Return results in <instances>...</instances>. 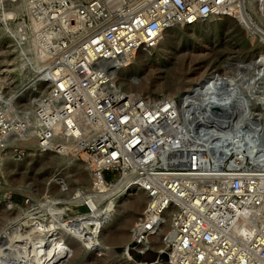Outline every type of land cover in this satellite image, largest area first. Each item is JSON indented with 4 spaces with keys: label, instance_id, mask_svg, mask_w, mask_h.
<instances>
[{
    "label": "rangeland",
    "instance_id": "1",
    "mask_svg": "<svg viewBox=\"0 0 264 264\" xmlns=\"http://www.w3.org/2000/svg\"><path fill=\"white\" fill-rule=\"evenodd\" d=\"M155 1L0 0V264L169 261L164 253L151 259L127 251L151 205L148 194L130 186L128 176L121 178L119 168L103 172L109 182L100 173L94 181L84 160V148L89 145L93 153L97 135L104 138L94 120L110 103L129 97L151 107L167 102L174 106L173 114L184 116L179 111L182 95L214 73L216 92L193 98L183 126L188 148L210 142L212 151L229 147L220 126L246 113L264 114V0H187L211 9L191 23L174 20L177 12L170 4ZM90 2L95 4L88 9ZM137 11L143 19L159 22V32L164 31L159 44L92 60L88 45L83 47L85 38L130 20ZM163 22L169 24L161 26ZM65 55H89V104L99 113L91 114L90 127L89 116L80 117L70 104L73 125L55 129L59 146L53 142L51 147L47 139L41 145L35 128L58 120L56 110L65 100L64 93L52 94L60 80L51 96L43 85L59 78ZM96 64L102 66L96 69ZM259 119L264 121L263 116L248 121ZM106 220L110 225L104 229ZM91 232L95 238L90 240ZM153 240L159 248L165 245L161 236ZM41 242L42 250L35 251Z\"/></svg>",
    "mask_w": 264,
    "mask_h": 264
},
{
    "label": "built area",
    "instance_id": "2",
    "mask_svg": "<svg viewBox=\"0 0 264 264\" xmlns=\"http://www.w3.org/2000/svg\"><path fill=\"white\" fill-rule=\"evenodd\" d=\"M155 2L170 4L177 12L174 20L187 23L211 11L206 5H188L187 0ZM131 20L107 25L91 38L98 51L92 60L114 58L130 48L155 44L159 22L143 19L140 11ZM168 24L163 22L161 26ZM103 40L108 45L102 44ZM69 56L62 60L65 68L58 79L72 87L74 97L89 115V55L74 59ZM110 105L101 112L108 124L102 133L104 138L95 142V152L89 153V145L84 148L88 166L89 159L92 165L101 156L105 161L97 169L90 167L93 171L103 175L105 170L119 168L121 176L132 174L135 185L152 198L142 221L151 217L150 212L166 209L151 224L153 232L136 230L127 251H154L157 256L164 253L172 264H264V121H248L264 114L246 113L241 120L220 126V132L229 138V147L217 146L212 151L210 142L187 147L183 126L189 113L187 118L173 114L174 106L167 102L162 107H151L129 97ZM173 118L176 125L171 124ZM204 145L210 149L205 151ZM165 221L170 223L161 235L165 246L159 248L154 240L142 245Z\"/></svg>",
    "mask_w": 264,
    "mask_h": 264
},
{
    "label": "bare ground",
    "instance_id": "3",
    "mask_svg": "<svg viewBox=\"0 0 264 264\" xmlns=\"http://www.w3.org/2000/svg\"><path fill=\"white\" fill-rule=\"evenodd\" d=\"M90 1V0H89ZM94 5L95 4V2H93V3H88V5H87V7L86 8H88L89 9V7H91L90 5ZM188 16H190V15H187V17ZM132 19V18H131ZM130 19V20H131ZM132 21V20H131ZM131 24H132V22H131ZM130 25V24H129ZM129 25H128V27H129ZM133 25V24H132ZM131 25V26H132ZM178 25H180V24H178ZM132 28L134 29V25L132 26ZM105 28H103L102 30H104ZM143 29V28H142ZM141 29V30H142ZM101 30V31H102ZM153 30V29H152ZM155 31H157L156 29H154ZM119 31H123V29L122 28H120V30ZM159 32V31H158ZM163 32L164 31H162V32H159L158 34H157V38H156V42H157V45L159 44V41L161 40V37H162V34H163ZM101 33V32H100ZM145 35H146V33H145ZM95 36V33H93V34H91V35H89V36H87V38H85L86 40H87V42H88V46H89V51H90V53H91V55L93 56V57H97V55H98V51L95 49V43L93 42V39H91V38H93ZM86 40H84V42L86 41ZM86 42V43H87ZM81 56V58H83V55H80ZM70 58H74V56H71ZM124 58V57H123ZM123 58H120V59H118V61H117V63L120 61V60H123ZM99 62V61H98ZM107 62V61H106ZM56 65H58V67L60 68V66H59V64H57L56 63ZM102 65H100V64H96L95 65V67H96V69H99L100 67H101ZM71 70V69H70ZM61 71V70H60ZM94 71V70H93ZM56 72L58 73L59 71L58 70H56ZM55 72V73H56ZM95 72V71H94ZM110 73H108V75H109ZM216 78H217V75H215L214 73H210V74H208V75H206L204 78H202L201 79V82L200 83H197V86L196 87H191L190 89H188V90H186L185 91V93L182 95V97H181V99H180V104H179V111L181 112V114H185L183 117H185V118H187V112L189 113V110H190V108H189V106H190V104H191V101L193 100V98H195L196 96H198L199 97V95H202V96H208L209 94H211L212 92L214 93V92H216L215 91V86H216V81H218V80H216ZM60 80V82H58V87L60 88H56L57 90H56V92H52L53 90H54V88H53V86H55V84H56V81H59ZM216 80V81H215ZM220 80H222V79H220ZM100 81H102V80H100ZM62 83H64L65 84V86H66V88H64L63 86H61L62 85ZM44 87H46L47 86V88H46V90L48 91V88H50V90L48 91V94L51 96V92H52V94L53 93H63V92H66V97L68 98V99H65L63 102H61L60 103V105H59V107H58V112H57V115H58V120H56L51 126H46V127H42V128H38V129H36L35 128V130L36 131H38V135L37 136H41L42 138V142H41V145H43V143H45L46 142V139L49 141V144L51 145V147H52V145H53V142L55 143V145L54 146H59L57 143H56V138L57 137H59V135H58V133L56 132V130L58 129L57 127H60L61 125H62V123H63V125L65 126V127H68V126H72L73 124H72V118H71V112H72V110H71V108L69 107V105L70 104H72V105H76L77 106V111L76 112H78V115L80 114V117H82V116H89V117H87V119H88V125L91 127V126H93L92 125V123L95 121V122H99V124H100V126L102 127L101 129H100V131H102V132H100V133H103V131H105L106 130V128L108 127V124H107V121H106V117L104 116V113H99L98 111H97V109H96V105H94V104H89V115H88V113H86V109L80 104V102H79V99H77V98H75L73 95H74V93H73V91H72V87H69V86H67V84L63 81H61V79H54L53 78V80L50 82V84H46V85H43ZM61 88H62V90H61ZM74 90V89H73ZM59 91V92H58ZM72 91V92H71ZM71 95H72V97H71ZM203 97V98H204ZM65 98V97H64ZM71 98H73L72 100H73V102H72V100H71ZM199 99V98H198ZM176 105V107H175V109L177 110V108H178V105H177V103L175 104ZM63 106H65L66 108H64L63 109ZM93 111H97V113H99L98 115H99V117L97 118V120H94L93 121V117L91 116V114L93 113ZM238 118H240L241 119V117H238ZM244 118H247V117H244ZM65 119V120H64ZM252 119V118H251ZM64 121V122H63ZM9 128V127H8ZM5 129V128H4ZM56 129V130H55ZM4 133V132H3ZM1 135V134H0ZM11 135V134H10ZM29 136V135H28ZM101 135H97V137H96V140L100 137ZM95 140V141H96ZM95 141H94V143H95ZM1 142V141H0ZM48 144V143H47ZM49 144H48V146H46L47 148L49 147ZM46 148V149H47ZM52 149V148H51ZM43 150V149H42ZM44 151H46V150H44ZM101 151V150H100ZM86 152V151H85ZM235 155H236V158L238 157L237 156V154H236V152H235ZM86 156V154H84V157ZM98 158H97V161H93L92 162V165H91V160L89 159V165H91L90 167L91 168H94V169H97V166H94V164L96 163L97 165H99V166H101V164L103 163V161H105L104 160V158H100L101 156H97ZM84 160H86L87 161V159H84ZM88 162V161H87ZM119 163H121V162H119ZM91 171H93L92 169H91ZM97 173H100L101 175H102V173L100 172V171H93V172H91V174L93 175L92 176V178H93V180L95 181V179H96V177L98 176L97 175ZM132 175V174H131ZM129 173H126V174H123L122 176H120L121 178H123V177H126V176H128L130 179H131V181H130V186L131 185H134V186H137L139 189H141L140 188V186H138V185H135L136 183H137V181L136 180H134L133 181V177L131 176ZM103 176V175H102ZM103 180H105V178L103 177L102 178ZM118 178H116V179H114L113 181H116ZM106 182H109V181H107V180H105ZM118 182L119 181H117V184H118ZM141 190H143V189H141ZM122 191V193H123V196H127L128 195V193L127 192H123V189L121 190ZM144 191V190H143ZM144 192H146V191H144ZM148 197H149V199H151L152 200V198L148 195ZM84 206V205H83ZM86 207L88 208V210L87 211H89V207L86 205ZM148 209V208H147ZM146 209V210H147ZM166 209H162V211L161 212H150V218H148L147 220H145V221H142V219H143V217H144V214L141 216V220L140 221H142V222H140V226L138 227V229L137 230H140L141 228H144L147 232H149V233H151V232H153V230L155 229V227L154 226H151V224L152 223H156V219H158L157 217L158 216H162L163 215V213H164V211H165ZM145 213V212H144ZM109 219V218H108ZM153 220V221H152ZM152 221V222H151ZM112 223V222H111ZM109 225H110V221H107L106 220V222H105V224H104V226H103V228L104 229H107L108 227H109ZM147 226V227H146ZM151 226V227H150ZM169 226H170V223H169V221H165V222H163L161 225H160V227H159V230H158V232H157V234H154V235H149L148 237H147V239H146V241L145 242H143L142 243V245H144V244H146V242L147 241H150V240H152L153 241V238L155 237V236H161L164 232H165V230H167L168 228H169ZM152 227H154L153 229H152ZM126 232V231H125ZM90 234H92V236L90 237V240L92 239V238H95L94 236H95V233L93 232H91ZM122 237H125V236H122ZM132 237H133V235H131V239H132ZM128 239H130V238H128ZM91 242V246H93L94 245V243H92V241H90ZM42 242L41 243H39V244H37V246H35V251H40V250H42ZM165 245H163L162 247H160V248H163ZM154 264H172L170 261H167V262H164V261H158L157 263H155L154 262Z\"/></svg>",
    "mask_w": 264,
    "mask_h": 264
},
{
    "label": "water",
    "instance_id": "4",
    "mask_svg": "<svg viewBox=\"0 0 264 264\" xmlns=\"http://www.w3.org/2000/svg\"><path fill=\"white\" fill-rule=\"evenodd\" d=\"M133 254L135 255V257H139L140 253L139 252H133ZM145 257L151 258V259H155L157 257V254L155 252H151V251H147L146 253H144Z\"/></svg>",
    "mask_w": 264,
    "mask_h": 264
}]
</instances>
